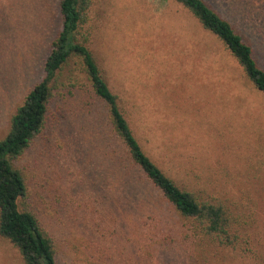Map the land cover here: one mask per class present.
<instances>
[{
    "label": "rangeland",
    "instance_id": "1",
    "mask_svg": "<svg viewBox=\"0 0 264 264\" xmlns=\"http://www.w3.org/2000/svg\"><path fill=\"white\" fill-rule=\"evenodd\" d=\"M226 1L254 24L264 70V0ZM59 2L0 0V140L43 78L61 30ZM201 34L171 0H88L77 39L143 152L179 188L223 205L239 242L222 247L194 235L191 221L155 204L141 183L114 193L110 155L122 147L79 74L77 85L54 91L42 132L13 162L26 184L19 209L52 238L57 264H264V94L220 45L225 70L196 58L192 40ZM144 214L157 226H145ZM0 264H23L1 237Z\"/></svg>",
    "mask_w": 264,
    "mask_h": 264
},
{
    "label": "trees",
    "instance_id": "2",
    "mask_svg": "<svg viewBox=\"0 0 264 264\" xmlns=\"http://www.w3.org/2000/svg\"><path fill=\"white\" fill-rule=\"evenodd\" d=\"M171 1L186 10L201 29L202 39L192 40L195 57L205 56L206 63L211 61L224 69V62L217 59L218 53L214 49V45H220L249 84L264 94V70L254 54L259 48L258 32L235 3L208 0L212 8L204 0ZM87 8L88 0H60L61 30L51 42L43 65V78L26 95L11 117L7 134L0 140V237L18 250L23 264H57L52 238L32 213L19 209L18 201L26 196V184L13 162L42 132L54 91L63 86L74 87L79 83V74H82L89 90L104 105L111 130L122 147L120 153L110 155L111 174L114 170L110 186L114 187V193L123 195V185L135 190L141 183L142 189L150 188L153 193L150 197L155 204L165 203L176 215L191 221L194 235L209 238L218 246L234 248L239 237L227 209L220 203L201 200L194 193L179 188L141 149L120 109L117 96L102 77L95 57L77 39ZM65 80L67 85H64ZM126 177L130 178L129 182ZM144 204L146 206L147 203ZM144 218L145 226H157L148 221L153 219L151 215L144 214Z\"/></svg>",
    "mask_w": 264,
    "mask_h": 264
}]
</instances>
